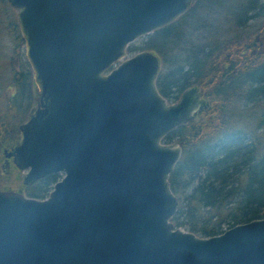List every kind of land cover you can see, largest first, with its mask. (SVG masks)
<instances>
[{
  "label": "water",
  "instance_id": "95a60500",
  "mask_svg": "<svg viewBox=\"0 0 264 264\" xmlns=\"http://www.w3.org/2000/svg\"><path fill=\"white\" fill-rule=\"evenodd\" d=\"M192 1L7 0L38 102L5 155L24 186L61 177L43 198L0 188V264H264V217L209 237L173 224L182 147L163 138L209 101L195 85L168 103L151 51L122 59Z\"/></svg>",
  "mask_w": 264,
  "mask_h": 264
},
{
  "label": "trees",
  "instance_id": "16d2710c",
  "mask_svg": "<svg viewBox=\"0 0 264 264\" xmlns=\"http://www.w3.org/2000/svg\"><path fill=\"white\" fill-rule=\"evenodd\" d=\"M18 32L14 24L13 36ZM144 48L164 64L165 72L156 78L163 97L176 99L196 85L209 101L193 120L163 138H177L182 147L169 176L178 200L173 224L209 237L263 218L264 0H193L182 16L152 32ZM9 85L11 118L0 120V146L5 147L16 145L19 135L10 133L37 99L28 69L14 70ZM10 164L6 168L4 161V171L19 173ZM57 177L28 188L21 184V190L43 198Z\"/></svg>",
  "mask_w": 264,
  "mask_h": 264
},
{
  "label": "rangeland",
  "instance_id": "374dc122",
  "mask_svg": "<svg viewBox=\"0 0 264 264\" xmlns=\"http://www.w3.org/2000/svg\"><path fill=\"white\" fill-rule=\"evenodd\" d=\"M14 24L17 26L16 11L8 4L7 0H0V81H1L0 82V120H4V121H8L11 118V114L7 112V99L10 97L11 89L10 88L8 89L7 87L10 86L9 84L11 81V77L13 76L14 70L21 71L28 69L30 71L31 81L33 82L32 71L25 56L24 42L22 40L19 28H18L19 31L18 34L17 35L14 34L15 36H13ZM149 35H144L129 43L128 47L125 49L124 52L125 55L122 59L124 60L128 57H131L132 55H134L139 51L147 50L146 48H144V44L147 41ZM19 38H21L22 41H19ZM116 65H118V62L116 63ZM163 72H165V67L164 64H162L161 59H159L158 74ZM202 92L204 93L203 90ZM173 96L174 94H170L168 97L166 98L164 97V98L168 103H173L179 99V97L174 99ZM36 97H37V93H36ZM28 110L26 112L27 115L29 114L30 111ZM10 134L12 136H16V135L18 136L19 131L16 130V132L13 131V133ZM174 141H178L177 138L172 139L167 143ZM2 148L7 149L8 146L5 147L3 146V144H1L0 157H2V153H3ZM3 163H4V156L3 159L0 160V188L6 187L7 189L21 190L22 188L21 184H23L22 173L21 172L16 173L15 171L12 172L9 171L8 169L5 172L4 167H2ZM10 163H6L7 166H10L11 165ZM59 178L60 176L57 177V180ZM26 187L28 188V186ZM27 188H25V191L27 190Z\"/></svg>",
  "mask_w": 264,
  "mask_h": 264
},
{
  "label": "flooded vegetation",
  "instance_id": "af4514ba",
  "mask_svg": "<svg viewBox=\"0 0 264 264\" xmlns=\"http://www.w3.org/2000/svg\"><path fill=\"white\" fill-rule=\"evenodd\" d=\"M156 87H157V86H156ZM158 91H159V90H158ZM159 93H160V92H159ZM160 94H161V93H160ZM203 110H204V109H203ZM201 111H202V110H201ZM201 111H200V112H201ZM200 112H198L197 115H198ZM13 147H14V146H13ZM13 147L10 146V147H8L7 149H6V148H2L4 154L2 153V157H0V159H2L3 156H4L5 167H8L6 163H10V162H12L11 158H7L6 155H5V153H6V152H9ZM2 150H1V152H2Z\"/></svg>",
  "mask_w": 264,
  "mask_h": 264
}]
</instances>
